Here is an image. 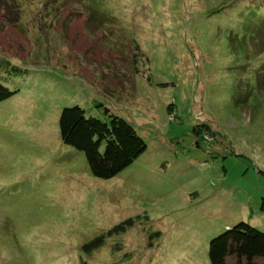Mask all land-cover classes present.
I'll list each match as a JSON object with an SVG mask.
<instances>
[{"label": "rangeland", "instance_id": "obj_1", "mask_svg": "<svg viewBox=\"0 0 264 264\" xmlns=\"http://www.w3.org/2000/svg\"><path fill=\"white\" fill-rule=\"evenodd\" d=\"M263 19L264 0H0V264H211L226 227L264 232ZM73 104L145 151L94 177L59 136Z\"/></svg>", "mask_w": 264, "mask_h": 264}, {"label": "trees", "instance_id": "obj_2", "mask_svg": "<svg viewBox=\"0 0 264 264\" xmlns=\"http://www.w3.org/2000/svg\"><path fill=\"white\" fill-rule=\"evenodd\" d=\"M261 31L263 32L264 29ZM135 48L138 49V46ZM15 93V90L0 81V102ZM97 106L101 107L106 119L88 114L78 104L64 106L58 118L59 136L64 144L84 154L94 177L109 179L139 157L145 151L146 143L130 122L111 113L102 104ZM203 131L206 136H210V131L204 124L193 128L196 134ZM139 217H128L114 224L105 232L84 243L81 246L82 251L90 255L102 247L106 239L126 233ZM144 218L147 219L146 216ZM156 236H159L158 231L148 235L149 245ZM228 258H233V264H257V259H261L264 263V232L247 222L239 221L213 236L208 243L210 263L226 264Z\"/></svg>", "mask_w": 264, "mask_h": 264}]
</instances>
